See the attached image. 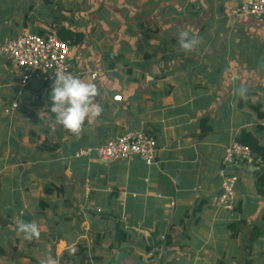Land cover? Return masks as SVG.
Wrapping results in <instances>:
<instances>
[{
	"label": "crops",
	"instance_id": "1",
	"mask_svg": "<svg viewBox=\"0 0 264 264\" xmlns=\"http://www.w3.org/2000/svg\"><path fill=\"white\" fill-rule=\"evenodd\" d=\"M245 1L0 0V47L83 37L69 65L101 109L67 131L47 106L53 81L24 83L0 58V264H264L259 168L229 169L235 207L212 205L228 146L244 130L264 143V21L238 14ZM130 131L156 139L154 165L76 157ZM21 220L39 236L18 234Z\"/></svg>",
	"mask_w": 264,
	"mask_h": 264
},
{
	"label": "built area",
	"instance_id": "2",
	"mask_svg": "<svg viewBox=\"0 0 264 264\" xmlns=\"http://www.w3.org/2000/svg\"><path fill=\"white\" fill-rule=\"evenodd\" d=\"M238 13L264 21V0H247ZM70 50L69 43L54 32L44 35L24 33L0 47V58L7 56L17 68L25 72L22 77L24 83L33 78L53 81L55 74H72L69 65ZM114 100L121 102L122 98L117 96ZM157 150L155 138L141 131H130L97 149H82L76 157L89 158L95 155L99 162L108 164L139 157L147 166H152L156 161ZM255 163L254 154L248 145L233 141L228 146L221 172L222 193L212 202L215 208L233 210L235 207L238 177L228 170L239 166H253Z\"/></svg>",
	"mask_w": 264,
	"mask_h": 264
},
{
	"label": "clouds",
	"instance_id": "3",
	"mask_svg": "<svg viewBox=\"0 0 264 264\" xmlns=\"http://www.w3.org/2000/svg\"><path fill=\"white\" fill-rule=\"evenodd\" d=\"M180 47L190 50L197 43L195 39H189L187 34H181L178 40ZM97 95V87L94 83H86L73 74L56 75L50 87L47 105L54 114L55 120L71 133H78L86 121L99 116L101 109L96 105L94 97ZM17 233L22 234L27 241L39 236V225L35 222L21 220L17 224ZM39 264H57L56 259L47 255Z\"/></svg>",
	"mask_w": 264,
	"mask_h": 264
},
{
	"label": "trees",
	"instance_id": "4",
	"mask_svg": "<svg viewBox=\"0 0 264 264\" xmlns=\"http://www.w3.org/2000/svg\"><path fill=\"white\" fill-rule=\"evenodd\" d=\"M58 37L63 41L71 45H77L82 42L83 37L79 34L71 33L67 30L58 31ZM257 110V107H252ZM263 118V115H259ZM238 142L248 145L254 154L255 167H258V172L255 174V186L257 189V194L260 197H264V143L259 141L252 133L244 130L240 137L237 139Z\"/></svg>",
	"mask_w": 264,
	"mask_h": 264
},
{
	"label": "rangeland",
	"instance_id": "5",
	"mask_svg": "<svg viewBox=\"0 0 264 264\" xmlns=\"http://www.w3.org/2000/svg\"><path fill=\"white\" fill-rule=\"evenodd\" d=\"M246 1H247V0H246ZM246 1H245V2H246ZM237 10H238V9H237ZM238 14H239V15H243V14H240V13H238ZM244 16H246V15H244ZM247 17H249V16H247Z\"/></svg>",
	"mask_w": 264,
	"mask_h": 264
}]
</instances>
